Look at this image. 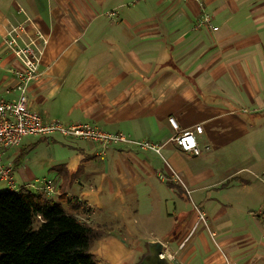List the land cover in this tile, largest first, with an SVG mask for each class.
<instances>
[{"label": "crops", "instance_id": "0c3cea01", "mask_svg": "<svg viewBox=\"0 0 264 264\" xmlns=\"http://www.w3.org/2000/svg\"><path fill=\"white\" fill-rule=\"evenodd\" d=\"M202 3L0 0V83L12 84L7 69L18 65L4 37L30 19L28 35L37 39L39 32L43 50L41 76L29 90L34 110L63 125L88 123L162 147L151 154L114 144L107 159L96 142L63 144L82 155V166L50 169L47 179L60 194L56 203L74 215L92 209L81 198L100 170V156L106 172L119 170L118 177L155 188L162 201L167 190L181 196L188 189L201 206L204 222L198 216L183 235L172 239L163 231L152 240L164 244L171 264H264V0ZM205 14L214 30L202 23ZM6 98L16 100L17 94ZM170 117L180 130L203 126L197 135L202 154L217 156L236 141L249 157L227 170L198 167L202 154L180 149ZM1 152L3 163L14 166L20 153L12 163ZM24 166L14 168L19 187L31 189L45 179ZM175 173L188 181L178 191Z\"/></svg>", "mask_w": 264, "mask_h": 264}, {"label": "rangeland", "instance_id": "374dc122", "mask_svg": "<svg viewBox=\"0 0 264 264\" xmlns=\"http://www.w3.org/2000/svg\"><path fill=\"white\" fill-rule=\"evenodd\" d=\"M53 137L58 139V142L53 143L50 137L43 136H31L25 139L28 153L24 156V169L38 173L40 179L53 176L54 172L49 174V171L54 166L60 169L65 167L69 170H77L82 166L80 161L82 155L63 146L65 143L77 146L81 141L66 138L60 134H55ZM231 146L232 148H224L223 152H218L217 156H210L215 151H204L198 158V167L227 170L232 169L244 157H249L248 150L240 148L241 143L235 141L233 145H229ZM133 147L139 151H149L155 154V151L151 149L143 150L135 145ZM21 149L22 147L1 149L4 151L3 158L13 163L15 157L22 151ZM105 151L104 156L109 159L111 151L108 148ZM96 163L99 164L100 170L95 172L93 181L87 185L86 196L81 198L83 205L87 204L93 210L85 207V210L75 212V216L82 222L100 228L104 232L91 250V255L98 264H139L148 248V243L155 236L165 231L167 236L173 239L186 233L189 224L196 217L198 219L201 206L194 196L190 195L188 189L183 190L181 196L178 192L166 189L167 193L164 194L166 200L162 201L163 198L161 199L155 188H146L142 182L130 181L126 175L118 177L119 170L110 169L106 172L104 161L100 156L97 157ZM18 174L15 179L19 187ZM176 175L180 176V179H176ZM172 179L176 180L179 186L176 187L177 191L188 182L180 173H175ZM38 186H40L39 182L34 183L31 189L36 191ZM8 190V184L1 181L0 192ZM57 194L56 192L52 198L55 202L60 199V194ZM65 207L71 212V208L67 205ZM190 245L191 243H188L186 249H189ZM172 247L177 248V245H172ZM172 264L178 263L173 262Z\"/></svg>", "mask_w": 264, "mask_h": 264}, {"label": "built area", "instance_id": "2783aa9c", "mask_svg": "<svg viewBox=\"0 0 264 264\" xmlns=\"http://www.w3.org/2000/svg\"><path fill=\"white\" fill-rule=\"evenodd\" d=\"M203 6L202 0H197ZM27 22L11 27L4 37L5 50L8 51L17 61L18 65H11L7 72L10 73L14 82L0 83V181L8 184L10 190L18 191L23 187L16 185L14 177L15 169L13 164H4L1 149H11L20 147L23 141L31 136L50 137L60 134L66 138L76 140L93 141L102 146L101 156L105 150L114 144H132L141 149H151L160 153L162 147L148 141H136L125 133H111L98 126L82 123L75 125H63L57 121L45 118L40 112L34 110L29 99V90L32 83L39 80L41 76L40 66L42 62L43 50L40 47L39 39L42 38L38 32L37 39L30 37L27 31ZM211 30L215 27L209 15L204 16L202 21ZM2 68L0 60V69ZM16 93V100H9L6 95ZM169 123L175 135L173 140L184 152L194 156H200L202 149L199 146L197 135L203 134V126L196 125L193 129L180 130L175 118L170 117ZM210 150V147H206ZM180 179V176H175ZM36 191L51 199L57 192L55 182L51 179H43ZM206 215L199 212V222L205 221ZM167 250V248H165ZM165 252L160 254L165 257ZM171 261L174 257L169 256Z\"/></svg>", "mask_w": 264, "mask_h": 264}, {"label": "trees", "instance_id": "16d2710c", "mask_svg": "<svg viewBox=\"0 0 264 264\" xmlns=\"http://www.w3.org/2000/svg\"><path fill=\"white\" fill-rule=\"evenodd\" d=\"M21 150L14 168L25 161ZM103 235L30 188L0 192V264H98L91 250Z\"/></svg>", "mask_w": 264, "mask_h": 264}, {"label": "water", "instance_id": "95a60500", "mask_svg": "<svg viewBox=\"0 0 264 264\" xmlns=\"http://www.w3.org/2000/svg\"><path fill=\"white\" fill-rule=\"evenodd\" d=\"M165 246L160 241H151L143 254L139 264H171L167 258H161L160 254L164 252Z\"/></svg>", "mask_w": 264, "mask_h": 264}]
</instances>
